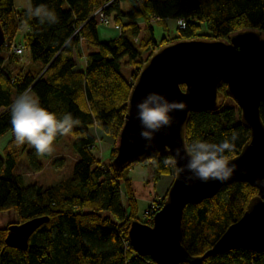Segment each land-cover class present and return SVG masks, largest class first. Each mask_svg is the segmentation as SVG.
<instances>
[{
    "label": "trees",
    "instance_id": "1",
    "mask_svg": "<svg viewBox=\"0 0 264 264\" xmlns=\"http://www.w3.org/2000/svg\"><path fill=\"white\" fill-rule=\"evenodd\" d=\"M41 4L55 11L57 23L41 24L27 15V8L15 9L14 0H0L6 40H13L25 28L24 41L31 61L40 65L36 73L11 72L7 62L16 63L18 54L5 44L0 46V138L11 133L0 152V212L13 209L19 216L17 223L40 216H48L49 221L31 235L26 250L8 246V228H0V264H157L134 250L128 230L135 220L151 224L153 208L158 203L163 205L167 193L151 201L140 216L132 180L124 177L133 163L120 171L104 164L94 152L100 140L95 129L113 138L112 161L132 85L150 56L145 58L144 54L179 39H229L245 28L264 31V0H30L32 7ZM99 8L121 27L120 33L107 41L99 38ZM167 19L183 21L184 25H176L174 36L157 40L152 21L166 26ZM202 27L208 34L201 33ZM143 29L145 34L141 36ZM66 40L70 44H65ZM82 41L94 49L84 54ZM75 56L85 57V69H76ZM124 57L128 65L137 66L129 79L122 73ZM27 89L58 118L71 113L80 121L70 134L78 154L73 171L47 188L26 185L23 175L16 171L24 153L33 171L43 169V158L47 156L38 157L28 144L18 146L11 131L12 102ZM225 89V85L220 88L225 101L218 109L191 113L186 138L188 143L196 139L220 143L236 132V148L227 153L230 158L241 151L250 131ZM260 111L264 120V103ZM169 156L139 161L151 164L155 184L162 175H174V169L164 163ZM257 192L247 182H234L211 198L187 204L182 218V244L188 252L202 256L211 249L242 217ZM180 264H264V252L241 248L209 254L199 263Z\"/></svg>",
    "mask_w": 264,
    "mask_h": 264
},
{
    "label": "water",
    "instance_id": "2",
    "mask_svg": "<svg viewBox=\"0 0 264 264\" xmlns=\"http://www.w3.org/2000/svg\"><path fill=\"white\" fill-rule=\"evenodd\" d=\"M5 39L0 21V46ZM224 85L226 95L240 109L242 122L250 131L249 140L238 154L229 158L230 164L236 165L229 180L207 183L195 180L186 185L183 176L177 179L174 172L163 206L155 213L152 223L139 220L131 223L129 243L138 254L150 256L157 264L199 263L209 254L241 248L264 252V185L257 184L258 180L264 181V120L260 111L264 103L263 30L241 29L229 39H179L156 48L132 85L111 165L120 171L131 163L173 155L177 148L183 149L191 113L218 109L225 101L220 90ZM149 93L161 94L169 101H182L185 109L170 113L172 127L156 133L152 147L146 149L145 141L139 136L141 126L136 118V105ZM185 162L181 160L180 164ZM234 182H247L258 192L242 217L226 229L211 249L202 256H192L182 244L185 206L211 198L223 186ZM48 221V216H40L9 225L7 245L28 249L31 235Z\"/></svg>",
    "mask_w": 264,
    "mask_h": 264
},
{
    "label": "clouds",
    "instance_id": "3",
    "mask_svg": "<svg viewBox=\"0 0 264 264\" xmlns=\"http://www.w3.org/2000/svg\"><path fill=\"white\" fill-rule=\"evenodd\" d=\"M27 15L37 18L41 24H55L58 17L55 11L46 5L27 7ZM65 44H70L66 40ZM182 101H169L158 93H149L136 105V118L140 121L141 131L139 136L145 141V148L152 147L155 134L163 129L172 127V112L184 111ZM11 131L15 143L20 146L28 144L35 149L38 157L51 155L53 145L58 136H67L73 128L80 124L79 119H74L71 113L64 114L61 118L40 104V100L31 89L18 95L11 105ZM181 139H184L183 132ZM238 139V134L233 132L230 138L220 143H210L203 140L185 141L183 149L177 148L173 155L164 160L165 165L175 170L176 178L182 176L186 185L199 180L203 183L209 181L225 182L229 180L236 170L235 164H230L227 153H232ZM186 161L183 165L180 161ZM264 185V181H257Z\"/></svg>",
    "mask_w": 264,
    "mask_h": 264
},
{
    "label": "rangeland",
    "instance_id": "4",
    "mask_svg": "<svg viewBox=\"0 0 264 264\" xmlns=\"http://www.w3.org/2000/svg\"><path fill=\"white\" fill-rule=\"evenodd\" d=\"M30 4V0H14L15 9L27 8ZM98 9L96 12L99 18L98 32L100 41H107L114 38L117 34L120 33V26L115 24L112 19L105 18V21H102V12ZM152 26L154 28V35L157 40H160L164 36H174L176 34V25H184L183 21H176L173 19H167L165 21L166 26L163 23H154L152 21ZM119 26V27H118ZM111 30V31H109ZM106 32H113V36L106 34ZM202 34H208L205 27H202ZM145 34V29L142 30L141 36ZM206 37V36H203ZM22 48V53H17L16 48L19 47L14 41ZM11 40L10 45H6L11 52L18 54V62L14 64H9V69L11 72H19L22 65L26 60H31L29 50L25 45L24 41V29H20L15 38ZM163 45V44H162ZM90 50L94 49L93 45H90ZM86 49L89 46H85ZM14 49V50H13ZM155 50V49H154ZM151 51H147L144 54V57L151 56ZM149 56V57H150ZM148 57V59H149ZM147 59V60H148ZM146 60V61H147ZM127 58L122 59V73L128 79L132 76L133 71L137 66L132 67L127 64ZM144 61V63L146 62ZM143 63V65H144ZM141 66L140 70L142 69ZM140 72V71H139ZM139 74V73H138ZM240 110V109H239ZM107 135V134H106ZM107 137H110L107 135ZM11 138V133L6 134L0 138V152L3 151L4 146ZM113 139V138H112ZM113 143L108 141L99 140L94 148V152L100 157L102 162L106 165L111 164V147ZM54 151L51 155H47L43 158L44 167L41 171H33L27 164V156L24 153L21 157L20 163L16 168V171L23 175L26 185L37 184L44 188L53 186L59 183L62 179L71 175L73 167L78 160V154L74 146V140L69 134L63 136L59 140H55L53 145ZM154 171L151 164H144L141 162H135L133 165L126 169L124 172V177L130 178L133 183L136 197L138 198L139 205V215L141 216L144 209L149 203L155 202L156 199L165 196L168 191V188L172 184L174 175H168L170 177H164L160 183L155 184L153 180ZM120 183L124 188V178L120 179ZM19 216L16 211L13 209L3 210L0 212V228H8L9 225L17 223Z\"/></svg>",
    "mask_w": 264,
    "mask_h": 264
},
{
    "label": "crops",
    "instance_id": "5",
    "mask_svg": "<svg viewBox=\"0 0 264 264\" xmlns=\"http://www.w3.org/2000/svg\"><path fill=\"white\" fill-rule=\"evenodd\" d=\"M25 29V28H24ZM109 31H111V30H109ZM106 34H109V35H111V36H113V32H106L105 33V35ZM14 41V40H13ZM15 42V41H14ZM16 43V42H15ZM17 45H22V44H18V43H16ZM82 45H83V48H84V54H86V53H88V52H90L91 50H90V48H91V46H90V44L89 43H85V41H82ZM85 46H89V48L88 49H86L85 48ZM29 50V49H28ZM17 56V61H16V63L18 62V55H16ZM31 57V56H30ZM74 59H75V62H76V64H77V66H76V69H80V70H82V69H85V65H86V61H85V57H82V58H78L77 56H75L74 57ZM7 64H10V63H8L7 62ZM14 64V63H13ZM40 69V65L38 64V63H34V62H32L30 59L29 60H26V62L22 65V68H20V70H25V71H32L33 73H36L38 70ZM8 70H10L9 69V67H8ZM14 73H16V72H14ZM33 94H34V92H32ZM35 95V94H34ZM36 96V95H35ZM95 132L97 133V135L100 137V140L102 141H108V139H109V142H113V139L112 138H110V137H107V135H105L103 132H102V130L100 129V128H96L95 129ZM164 177H170V176H168V175H162L161 176V179H160V181L162 180V178H164ZM160 181L158 182V183H160Z\"/></svg>",
    "mask_w": 264,
    "mask_h": 264
},
{
    "label": "built area",
    "instance_id": "6",
    "mask_svg": "<svg viewBox=\"0 0 264 264\" xmlns=\"http://www.w3.org/2000/svg\"><path fill=\"white\" fill-rule=\"evenodd\" d=\"M100 10H101V12H102V21H105V18H106V17H105V14L103 13L102 8H101ZM118 27H119V26H118ZM6 45H10V42H7ZM13 50H14V49H13ZM16 50H17V51H16L17 53H22V48H21L20 46L17 47ZM161 207H162V204L158 203V204L156 205V207H154L155 209L153 208L152 212L155 214V213H156ZM146 213H148V211H147Z\"/></svg>",
    "mask_w": 264,
    "mask_h": 264
}]
</instances>
